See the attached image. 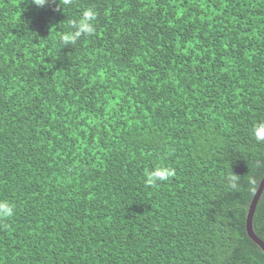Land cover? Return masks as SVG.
Here are the masks:
<instances>
[{"label":"trees","instance_id":"obj_1","mask_svg":"<svg viewBox=\"0 0 264 264\" xmlns=\"http://www.w3.org/2000/svg\"><path fill=\"white\" fill-rule=\"evenodd\" d=\"M260 122L264 0H0V264H264Z\"/></svg>","mask_w":264,"mask_h":264},{"label":"clouds","instance_id":"obj_2","mask_svg":"<svg viewBox=\"0 0 264 264\" xmlns=\"http://www.w3.org/2000/svg\"><path fill=\"white\" fill-rule=\"evenodd\" d=\"M71 0H59L60 5H68ZM31 3L37 7H44L50 3V0H31ZM97 13L91 7L83 10L78 19L70 22L72 31L63 33L60 36L62 45H74L82 36L87 37L95 32L94 21ZM252 136L258 143H264V122L256 124L252 129ZM144 183L148 187L158 186L160 183L169 181L176 175L174 168L163 164L153 167L150 171L145 172ZM240 177L236 174H231L227 177L228 186L231 189L237 188V183ZM251 181V178H250ZM255 182V181H251ZM14 215V205L8 201L0 200V219H7Z\"/></svg>","mask_w":264,"mask_h":264},{"label":"water","instance_id":"obj_3","mask_svg":"<svg viewBox=\"0 0 264 264\" xmlns=\"http://www.w3.org/2000/svg\"><path fill=\"white\" fill-rule=\"evenodd\" d=\"M264 192V179L256 193V195L254 196V199L251 203L250 209H249V213H248V218H247V233L248 236L250 237V239L256 243L264 252V242L255 234L254 232V228H253V220H254V216L256 213V209L259 203V200L262 196V193Z\"/></svg>","mask_w":264,"mask_h":264}]
</instances>
